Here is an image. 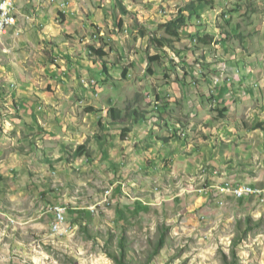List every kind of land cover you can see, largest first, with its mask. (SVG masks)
Masks as SVG:
<instances>
[{"label": "rangeland", "instance_id": "374dc122", "mask_svg": "<svg viewBox=\"0 0 264 264\" xmlns=\"http://www.w3.org/2000/svg\"><path fill=\"white\" fill-rule=\"evenodd\" d=\"M191 1L13 0L18 26L0 35V264H116L108 252L121 253L122 237L130 264H264V201L211 194L202 203L199 194L209 192L194 161L204 127L264 125L256 118L264 120V100L219 104L199 84L207 66L224 69L227 78L247 55L264 63V0H214L203 23L213 28L215 42L199 45L188 30L175 50L160 49L153 41L164 35L159 26ZM101 48L107 71L94 55ZM155 56L161 61L153 62ZM259 83L264 88V78ZM160 91L168 98L157 103ZM199 93H207L204 101ZM180 102L192 111L194 127L170 119H180ZM113 107L122 112L115 123ZM225 111L229 119L221 118ZM124 128L131 132L122 138ZM217 136L224 139L209 148L216 155L228 145L236 154L244 144ZM254 138L255 162L204 171L226 172L236 183L246 178L264 190V150L254 148L260 137ZM83 143L87 152L76 158ZM140 157L152 163L127 164ZM227 183L234 184L218 188ZM199 185L204 192L187 191ZM137 198H147L148 209ZM60 205L67 208L66 235L52 232V209Z\"/></svg>", "mask_w": 264, "mask_h": 264}, {"label": "crops", "instance_id": "0c3cea01", "mask_svg": "<svg viewBox=\"0 0 264 264\" xmlns=\"http://www.w3.org/2000/svg\"><path fill=\"white\" fill-rule=\"evenodd\" d=\"M16 4H17V2H16ZM204 8L205 7H199L197 10V12L201 15V17L204 18V20H202V21L201 20L197 21L198 22L197 25L202 23L203 27H199V26L188 27V28L182 30L181 36L184 32L190 30L192 32V34H194V35L196 33L206 32V34L215 37V34L214 35L210 34V32L208 31V29H210L212 27L206 26L205 23H203V21L207 20ZM219 27L221 30V26H219ZM239 29H240L239 25H235L234 28H232V30H230V33L231 32L233 33V34L231 33V35L234 38H236V36H240ZM221 32H222V30H221ZM249 33L253 34L254 32L249 31ZM223 43L220 44L219 48H221V45ZM260 43H261V41H260ZM251 57H252V59H251ZM260 60H262V59H260ZM255 62L256 61H254V55L253 56L247 55V60L245 62H242L240 64H233L231 66L232 67V73H230L227 78L221 77L223 75L222 73H223L224 69L216 68V65L207 66L203 70V72L205 73V74L203 73V75L205 77L203 76L204 79H203L202 83L200 81L199 84H201V86H202V84L206 83L207 89H208V95L207 96H212V99L215 103H219V104L224 103L225 104L228 101L232 105V107L233 106L238 107V104L240 102L243 104L244 103L248 104L250 101L256 100V99L258 100V102H260L259 100H264V88L263 87L261 89L259 88V84H260L259 82L261 81L262 78H264V63H261V62L255 63ZM242 64H243L244 68H241ZM216 83H218V87L213 92L212 86H215L214 84H216ZM196 86H198V84ZM206 94L199 93L197 95V97L198 98L202 97V99L204 101V99H206V97H205ZM216 94L219 97V101L215 100ZM164 98H168L167 95H165L162 91L158 92V95H156L157 103H160V100H163ZM170 102H171V100H170ZM166 103H168V102H166ZM175 103H177V101ZM180 104H182V103L180 102ZM159 107L160 106H158V108ZM165 107H167V105L163 106V108H165ZM224 107H226V106H224ZM182 109H183V113L181 111V113H180L181 117L178 121L173 120L172 118H170V119L180 127L182 125V123H181L182 119L187 120L188 123L192 126L193 123L189 121V119H190L189 114L191 115L192 111L185 108L184 105H183ZM228 111L223 112V116H221V118L229 119V118H227L230 115V113ZM260 112H262V111H260ZM193 113H194L195 118L200 117V120L202 119L203 113H199L198 110H196V109L193 110ZM215 115L218 117V115H220V113L215 114ZM256 118L258 120H260L261 122L264 121V120H262V116L260 114H258V116L256 115ZM204 123L206 124V122H204ZM214 124L216 125L217 122L214 121ZM198 126H199V123H198ZM193 127H194V125H193ZM64 129H65L64 131H67L66 130L67 128H64ZM180 130L181 129L176 130L174 133H179ZM195 130L197 132L198 131L200 132V130H199V128H197V126L195 127ZM202 132L205 134L206 139H203L202 143L196 140V142H195L196 143L195 144L196 145L195 146L196 160H194V161H196V165L201 166V169H202L201 172L202 173L199 172V180H201L202 183H205V185L207 187V189H205V190H207L209 192L208 194H202V195L199 194V196H200L199 201H201L202 203H205L208 201V197L211 196V194L216 197L218 187L221 186L224 181H232L234 184L236 183V181L233 180L234 176H229L228 173H226V172H222L221 173L222 177H218V175H215V173H217V172L219 173L218 170L204 171V167L211 165L213 167L226 168V167H236V162H240V164H243V165L246 162H250V161L255 162V160H254L255 156H253L254 152H252L253 151L252 145H253V143H256V139L254 138V141H253L252 135L253 134L259 135V137H260L259 145L255 144L254 148L257 147L261 151L264 150V125L262 123H257L254 127L248 128V126H245V125L241 126L239 124H237V125L231 124V122H230V124L224 123L222 129H217V126H215V128L212 126L211 127H204L202 129ZM68 134L70 136L72 135L71 133H68ZM217 134H220L222 136L232 135V139H230V143H233L232 145L238 144L241 139H243L242 141L244 144H243V146L240 145L237 148L236 154L230 153L231 149H232L231 145L227 146L226 150L224 151L223 156L221 155L222 154L221 149H220L219 155H216L217 152L210 153L209 148H213V146L216 145L218 141H222V139H224V138L220 139L217 136ZM66 140L68 142L69 139H66ZM100 140H99V142L102 145H105V143L103 141H100ZM173 142L174 141H169V142H167L166 145H169L172 147L173 146L172 144H175ZM83 144H85V143H83ZM60 151L63 152V148ZM261 151H260V153H261ZM119 152L122 153V151H119ZM128 152L126 151L125 153H128ZM121 153H119L117 155L119 156ZM103 154L110 156L109 154H106V151H104ZM128 155H130V154H128ZM231 155H235V156L233 157ZM217 156H219V157H217ZM256 156H258V155H256ZM167 157L169 159H173V155H169ZM149 158L153 159V155H149ZM118 159L119 158H117V160ZM144 159L145 158L140 157V160L138 161V158H137V160L136 159L134 160L133 158H131V159L128 158L127 160L129 162L127 164L133 166L136 163L137 165L141 164L142 166L143 165L148 166L149 163H152L149 161V159H146V160H144ZM262 160H263V163L260 162V165H264V156L263 155H261V158H260V161H262ZM182 162L180 161V164L185 166V164H187L191 161H189V162L186 161V163H184V162L182 163ZM190 165H191V163H190ZM248 165H250V164H248ZM186 166H189V165H186ZM199 166H197V167H199ZM228 172L230 173V170H228ZM240 178H242V177H240ZM242 179H243V181H241V182L244 184H249L250 186H251L250 183L253 184V182L249 181V179H246V178H242ZM260 180L264 181L263 177L261 179H259V181ZM227 184H229V183H227ZM191 187H193V186H191ZM194 188L196 191L195 190H189V189H187V191L191 192V193L192 192L197 193V191L199 192V190L202 189L204 192V188H202L201 185H199L197 187L194 186ZM191 193H189V194H191ZM220 196H223L225 198L235 199L234 197L228 196L225 194H220L218 197H220ZM245 199L246 198L241 199L240 201L245 200ZM136 200L140 201V203L137 204V206H139V208L148 209V208H146V206H148V204L146 202L147 198L146 199L137 198Z\"/></svg>", "mask_w": 264, "mask_h": 264}, {"label": "trees", "instance_id": "16d2710c", "mask_svg": "<svg viewBox=\"0 0 264 264\" xmlns=\"http://www.w3.org/2000/svg\"><path fill=\"white\" fill-rule=\"evenodd\" d=\"M209 7L211 9H214L215 2L214 0H192L189 4L181 8L178 13L169 21L161 24L159 26V29L164 32L163 36H157L153 38V41L158 45L160 49L169 48L171 51L175 50V45L182 42L181 41V32L182 30L188 28V27H203L200 24L197 25V17L198 15V8L199 7ZM123 10L126 12L125 8ZM227 22L230 24V19L227 20ZM205 33V32H203ZM193 41H197L199 45L203 46H210L211 43L215 42V37L210 36L208 34H202V33H196L193 35ZM94 55L96 57V61H99L103 65L104 70H108V63L106 62L107 54L104 52V48H101L99 50L94 51ZM153 62H159L161 61L158 56H155L152 58ZM151 72V70L149 71ZM123 76L127 79V71H124ZM160 109V108H158ZM109 115L112 118L113 123H115L117 120L122 118V112L117 108H111L109 110ZM130 128H124L122 130V138H125L127 136V133H130ZM169 139H167L168 141ZM87 152V145L83 144L79 146V148L76 150V158L82 157ZM247 223L251 224V220L248 219ZM85 231H87V228H84ZM125 238L122 237L120 241L121 246V253L116 254L113 252H108V255L110 258H112L116 264H130L126 261V255H125ZM164 244V238L162 237L158 249L162 248ZM158 249L156 251V254L158 253Z\"/></svg>", "mask_w": 264, "mask_h": 264}, {"label": "built area", "instance_id": "2783aa9c", "mask_svg": "<svg viewBox=\"0 0 264 264\" xmlns=\"http://www.w3.org/2000/svg\"><path fill=\"white\" fill-rule=\"evenodd\" d=\"M27 19L32 21L30 17ZM18 21L17 4H14L13 0H2V6H0V35L5 36L12 32L18 26ZM21 32V30L18 31L17 36H20ZM91 84L93 85V80L90 82V85ZM199 192L202 193L203 190L201 189ZM220 194L232 196L239 200L247 197H257L261 199V201H264V190L242 183L226 184V187L218 188L216 197ZM52 212L54 216L52 232H60L66 235L65 225L67 222V208L63 205L55 206Z\"/></svg>", "mask_w": 264, "mask_h": 264}, {"label": "bare ground", "instance_id": "6f19581e", "mask_svg": "<svg viewBox=\"0 0 264 264\" xmlns=\"http://www.w3.org/2000/svg\"><path fill=\"white\" fill-rule=\"evenodd\" d=\"M0 6H2V3H0ZM226 187V186H225Z\"/></svg>", "mask_w": 264, "mask_h": 264}, {"label": "clouds", "instance_id": "9594fccd", "mask_svg": "<svg viewBox=\"0 0 264 264\" xmlns=\"http://www.w3.org/2000/svg\"><path fill=\"white\" fill-rule=\"evenodd\" d=\"M200 23V22H199ZM196 42V41H195Z\"/></svg>", "mask_w": 264, "mask_h": 264}]
</instances>
